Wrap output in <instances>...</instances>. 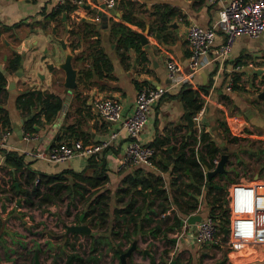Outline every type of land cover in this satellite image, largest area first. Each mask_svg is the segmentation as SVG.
Masks as SVG:
<instances>
[{"label":"crops","instance_id":"1","mask_svg":"<svg viewBox=\"0 0 264 264\" xmlns=\"http://www.w3.org/2000/svg\"><path fill=\"white\" fill-rule=\"evenodd\" d=\"M132 1L135 4V15L143 22V26H130L136 32L145 34L146 42L142 43L139 36L138 41L140 48L145 51L147 61H138L136 49L129 47L126 51L129 55L128 64L125 65L115 50V43L109 31V17L115 14L107 15V26L103 27L99 20L94 19L98 7L96 0L90 1L88 9L85 7L76 8L69 12L68 19L62 15L59 20L47 16V13L58 5L56 0H0V69L6 73L7 77V84L1 95V105L6 109L10 118V129L6 137V145L3 148L23 153L29 168L45 173L58 172L64 168L81 170L86 165L87 158L76 156L63 162H51L35 156L38 151H47L57 135L62 136L61 140L65 139V135L62 134L65 125L77 120L84 133L83 140L85 142L97 141L112 131H118V137L114 139L112 144L95 156L101 158L107 167L109 175L107 185L115 188L120 183L122 176L133 168L132 166L121 165L120 162L124 154L127 136L121 128L120 121H109L101 117L93 109L92 101L97 97H111L121 104V115H128L133 109L139 85L137 82L167 87L166 93L152 106L149 120L138 136L139 140L144 143H149L155 135H169L172 137L171 141L176 142L177 139H181L182 134L191 132L192 129L189 128L185 118V113L189 110L185 108L183 101L175 96L184 83H190L194 88L200 84L210 83L208 93L202 94L205 111L201 119L202 127L206 130H213L219 121L229 123L234 120L240 125L243 124L245 128L250 126L247 124V120L252 121L257 126L264 127V107L262 106L264 94L259 96L264 91L263 84H261L262 89L260 88V91H255L256 88L249 84L251 88L246 87L247 91L244 92L239 90L243 89L242 86L236 89L227 86V80L233 76L234 72L239 74V82L242 85V73L247 72L246 68L244 70L234 69L235 65H239L235 62L237 58L243 60L245 57H251L258 62L260 61V66H253V63L250 62L248 69H250L251 75L263 77L264 32L257 38L238 36L230 55L225 60H213L204 63L189 77V80L170 86L166 60L172 58L185 68L187 67L189 48L186 29L188 24L196 22L201 25H210L217 18L220 7L227 0ZM118 5L116 7L120 15L122 10ZM166 6L177 11V15L166 16L168 20L163 19L162 21L161 12L159 13L157 10L162 11ZM140 8L143 10L140 11ZM81 18L101 23L100 44L111 61L113 75L112 77L103 76L95 82L84 85L78 83L77 71V85L69 91L64 85L65 75L60 63L64 62L67 53H70L72 54L73 67L79 70L80 66L84 64L82 61L76 60L79 49L72 50L70 47L72 36L68 32L70 21H78ZM158 24L166 28L161 32L150 30L151 26L155 27ZM157 34L158 36H156ZM223 38V34L218 32L215 44L222 42ZM60 39L66 44L65 48L61 46ZM84 44L83 42L82 46ZM16 55L20 59V64L16 69L10 71L8 70L9 61ZM209 55L212 56V50ZM11 81L13 86L8 87V83ZM30 88L60 95L63 98V105L52 122L35 126L32 132L33 137L27 139L24 137L26 132L23 130L24 121L21 120L25 115L16 108L15 99L19 93ZM251 91H255L254 94L247 96L246 93ZM243 100H245V104L242 103ZM190 115L192 116V114ZM19 127L22 136H19L15 130ZM194 127L193 125L192 128ZM221 143L224 142L221 141ZM225 147L228 151V144ZM227 154L229 157V152ZM226 165L227 163L225 164V171ZM140 167L146 170H157V173H161L165 179L164 185H167L169 177L167 172H161L153 164L141 165ZM12 169L4 167V155L0 150V173ZM237 189H235L237 191L235 192L236 198L239 190ZM228 191L226 189V193ZM190 214H198L201 217L208 215L206 203L202 201L199 204L198 212L194 211ZM244 224L243 215L240 213L238 217L239 228ZM172 245L174 246L172 249L170 248L168 262L174 260L175 264H188L187 260H182L181 255L184 251L198 247L194 241L184 243L173 241ZM244 247L250 248L252 246L247 243ZM138 250L141 251V254L133 258V262L151 264L152 253L148 247L141 248L139 246ZM133 255L136 256V252ZM173 256H177V258L174 259ZM157 262L158 259L155 257V264ZM197 262L199 263L200 260L198 259ZM163 263L165 264V262ZM127 264L129 263L127 262Z\"/></svg>","mask_w":264,"mask_h":264},{"label":"trees","instance_id":"2","mask_svg":"<svg viewBox=\"0 0 264 264\" xmlns=\"http://www.w3.org/2000/svg\"><path fill=\"white\" fill-rule=\"evenodd\" d=\"M118 7L122 11L120 15L109 17V31L121 62L128 64L129 55L126 51L129 47L136 49L138 61H147L145 51L140 48L138 35L130 26H143V22L135 15L134 2L120 0ZM75 9V5L68 3L57 5L47 16L59 20L64 15L68 19L69 12ZM157 12H161L162 21L168 20V16L177 15V11L169 6ZM99 21L103 23L100 16ZM101 23L81 18L78 21L71 20L68 27L72 36L70 47L72 50L79 49L76 60L84 63L80 66L77 77L78 83L84 85L103 76L113 75L111 61L100 44ZM165 28L158 24L151 26L150 30L161 32ZM235 62L240 64L242 60L237 58ZM19 64L20 59L16 55L10 59L8 70L13 71ZM231 77V88H240L242 85L239 74L234 72ZM137 83L138 88L147 84ZM6 84V73L0 69V131L10 129V118L1 105V95ZM209 86L210 83H206L194 88L192 84L184 83L175 96L183 101L185 108L193 115L203 106L202 94L208 93ZM15 105L21 114H33L23 125V130L31 133L35 126L49 124L55 119L62 108L63 98L53 92L30 88L16 96ZM244 131L246 128L241 129V132ZM238 132V125L219 121L213 130H206L204 127L197 130L194 127L190 133L182 134L181 139L176 142L171 141L172 137L169 135H155L148 143L155 149L152 164L161 172L169 174L167 185H164L165 179L157 170H146L140 165L125 173L120 183L111 188L107 185L109 175L105 163L94 156L86 159L87 163L81 170L64 168L54 173L40 172L29 168L23 153L0 147L4 155V167L13 168L6 171L11 177L9 187H4V182L0 183V192L12 191L15 195L23 196L28 205L39 207L59 203L64 194L68 195L72 203L79 200L83 206V220L88 219L94 228L99 229L96 234H90L93 243L99 244L106 240L119 262L121 253L127 249L126 243L136 242L139 237L145 241L147 235H160L167 243H173L167 237V232L180 227L183 217L194 211L198 212L202 201L208 207V215L216 220L220 233L231 229L225 192L227 184L234 181L232 175L235 168L228 169V159L226 171L208 180L204 166L208 169L215 167L214 159H219L222 153H228L225 146L238 140L235 134ZM62 134L65 135L63 140L84 139L77 120L65 125ZM61 138L62 136L57 135L53 144L61 141ZM220 141L224 143L220 144ZM262 168L264 169V162ZM169 252L170 249H164L162 255L168 256ZM131 256L132 253L129 257ZM172 258L176 259L177 256ZM127 260L129 264H145L134 263L129 258ZM88 261L89 259H84L78 253L71 252L67 253L64 264H87ZM150 262L154 264L153 257Z\"/></svg>","mask_w":264,"mask_h":264},{"label":"rangeland","instance_id":"3","mask_svg":"<svg viewBox=\"0 0 264 264\" xmlns=\"http://www.w3.org/2000/svg\"><path fill=\"white\" fill-rule=\"evenodd\" d=\"M102 5L98 4L97 9ZM142 10L140 8V11ZM250 62L253 63V66L261 65L260 61L258 62L251 57H245L242 60L241 69L246 68L247 70V72L242 73L241 77L243 89L239 90H243V92L247 91L246 87L251 88L249 84L256 88L255 91L262 89L261 84L264 86V82H262L264 74L263 77H256L249 73L248 64ZM255 91L246 93V95H253ZM242 103L245 104V100ZM262 106L264 107V102ZM229 123L239 124V132L235 133L238 140L228 144L230 155L228 169L235 168V173L232 175L234 181L227 184L228 194L225 192L231 229L224 233L219 232L215 240L211 242L194 241L198 247L184 251L181 255L182 260H187L188 264H211L214 262H219V264H264L262 247L251 245V243L252 247H244L251 239L250 205L253 184L255 180H264V169L262 168L264 162V127L257 126L252 121L247 120V124L250 126L246 127V131L241 132V129L245 128L243 124L240 125L235 120ZM10 180L11 177L6 171L0 173V183L4 182V187H9ZM236 188L240 190L238 198L235 197ZM240 213L245 222L241 228L238 226ZM78 215L79 217H77ZM82 215V203L79 200L72 203L67 194H64L62 201L57 204L39 207L28 205L23 196L15 195L12 191L0 192V264H64L67 253L71 252L78 253L84 259H89L87 264H119L120 261L118 262V259L112 254L106 240L99 244L93 243V237L90 234H96L99 229L94 228L88 219L83 220L80 217ZM80 223L90 227L88 233L67 229L71 225ZM166 235L174 242H192L184 234L182 224L177 229L167 232ZM143 239L139 237L134 242L135 245L139 243L138 247H148L152 253L150 259L154 258V264L155 257L158 259L157 264H164L163 262L166 264L169 254L163 256L162 250L172 249L174 245L167 243L160 235L158 237L147 235L145 237L146 242ZM132 243H126L125 247L128 248ZM134 252H136V256L133 255ZM131 253L126 258L127 262L128 258L133 261V258L139 256L141 251L135 247ZM198 259L200 260L199 263L197 262Z\"/></svg>","mask_w":264,"mask_h":264},{"label":"built area","instance_id":"4","mask_svg":"<svg viewBox=\"0 0 264 264\" xmlns=\"http://www.w3.org/2000/svg\"><path fill=\"white\" fill-rule=\"evenodd\" d=\"M92 0H56L58 5L71 4L76 8H83ZM120 0H103L106 9L117 6ZM94 19L99 20V15ZM221 32L224 36L222 42L215 44V38ZM264 32V0H227L218 10L217 18L210 25H201L196 22L188 24L186 39L189 48L187 67L178 61L168 58L166 66L170 86L184 83L204 63L213 60L223 61L231 53L238 36L257 38ZM214 47V48H213ZM212 50V56L209 55ZM242 66L235 65L234 69ZM232 77L227 80V86L232 84ZM167 87L162 85L146 84L137 89L133 109L130 114L121 115V104L111 97H97L92 101L93 109L104 119L120 121L127 139L124 154L120 160L121 165L134 167L151 165L155 149L148 143L139 140V134L147 124L152 106L166 93ZM204 105L192 115L197 130L202 127L201 118L204 114ZM118 131H112L105 137L91 142L80 138L57 141L47 151H38L35 156L42 157L51 162H63L73 157L89 158L97 156L109 147L118 137ZM8 130L0 131V147L6 145ZM25 138L33 137L32 132H25ZM218 158L214 159L215 165ZM214 168V167H213ZM212 168V169H213ZM240 195V190H238ZM238 198V196H237ZM251 245L260 246L264 250V180H255L251 193ZM187 216L182 219L183 232L192 241L211 242L219 232L216 220L206 215L193 223L188 222Z\"/></svg>","mask_w":264,"mask_h":264},{"label":"water","instance_id":"5","mask_svg":"<svg viewBox=\"0 0 264 264\" xmlns=\"http://www.w3.org/2000/svg\"><path fill=\"white\" fill-rule=\"evenodd\" d=\"M103 0H96L97 4H103L102 3ZM85 8H89L88 4H84L83 5ZM97 15H99L100 17H102L103 20V27L107 26V15L108 14H115V15H119V12L117 11V7L113 6L110 9H105L103 7V5L101 7H99L96 11ZM148 27V26H147ZM148 31V30H147ZM146 32V31H145ZM136 34L141 38L142 43L146 42V38H145V34L140 33V32H136ZM158 36V34L156 35ZM61 46L63 48L66 47V44L64 43V41L62 39L59 40ZM60 67L63 69L64 71V85L65 87L70 91L72 90L74 87H76L77 85V81H76V75H77V68L73 67L72 64V54L67 53L64 62L60 63ZM13 86V82H9L8 83V87H12ZM264 91H262V93L259 96H263ZM33 114H30L28 116L23 117L21 120L22 121H26L29 117H32ZM185 118L187 120V124L189 126L190 129H192L193 125H194V120L192 119V116L190 115V112L187 111L185 113ZM37 128V127H36ZM16 132L18 133L19 136H22V131L21 128H15ZM222 144V143H221ZM228 154L227 153H222L220 155V158L217 162V164L215 165V167L213 169H208L206 166H204V170L206 171V175L208 180L216 175L217 173L220 172H224L225 171V164L228 161ZM255 178H257V175H255ZM82 217V216H80ZM202 217L198 214H190L187 217L188 222L193 223L195 221L200 220ZM68 230L74 231V232H84V233H88L90 230V227H88V225L80 223V224H74L71 225L69 227H67ZM136 247L135 243L133 242L123 253H121L120 257H119V261L120 264H127L126 258L130 255L131 251ZM168 264H175L174 260H170ZM211 264H219V262H214Z\"/></svg>","mask_w":264,"mask_h":264},{"label":"flooded vegetation","instance_id":"6","mask_svg":"<svg viewBox=\"0 0 264 264\" xmlns=\"http://www.w3.org/2000/svg\"><path fill=\"white\" fill-rule=\"evenodd\" d=\"M81 222V221H80Z\"/></svg>","mask_w":264,"mask_h":264}]
</instances>
